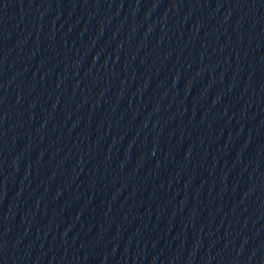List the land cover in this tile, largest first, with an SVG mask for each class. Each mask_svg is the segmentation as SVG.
<instances>
[{
    "label": "water",
    "instance_id": "obj_1",
    "mask_svg": "<svg viewBox=\"0 0 264 264\" xmlns=\"http://www.w3.org/2000/svg\"><path fill=\"white\" fill-rule=\"evenodd\" d=\"M0 264H264V0H0Z\"/></svg>",
    "mask_w": 264,
    "mask_h": 264
}]
</instances>
